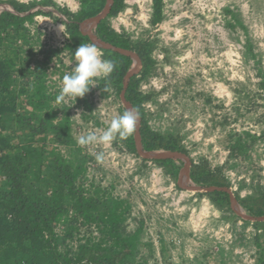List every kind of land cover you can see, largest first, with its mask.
I'll list each match as a JSON object with an SVG mask.
<instances>
[{
  "label": "rangeland",
  "instance_id": "1",
  "mask_svg": "<svg viewBox=\"0 0 264 264\" xmlns=\"http://www.w3.org/2000/svg\"><path fill=\"white\" fill-rule=\"evenodd\" d=\"M7 1L13 0H0ZM50 1L66 10L79 3ZM163 3V19L156 24L153 0H123V8L105 19L135 52L147 46L149 57L140 58L132 81L146 98L142 116L147 127L188 156L191 179L194 175L223 184L246 215L264 212V0ZM88 31L97 35L95 26ZM35 40L26 36L25 42ZM69 46L71 36L64 46L43 51V60L28 50L23 68L31 74L42 62L51 121L55 126L69 122L72 153L79 148L85 158L83 184L101 186L131 205L129 231L143 232L139 258L148 264H264V222L241 218L227 193L192 191L184 161L146 160L130 151L119 135L110 145L77 143L81 135L106 129L126 108L114 85L104 91L103 78L83 98L57 100L63 76L76 63ZM53 58L62 69L48 73ZM132 134L134 139L135 130ZM53 139H48L52 149L73 157L68 146ZM85 236L99 239L95 228L81 226L68 244L75 248Z\"/></svg>",
  "mask_w": 264,
  "mask_h": 264
},
{
  "label": "trees",
  "instance_id": "2",
  "mask_svg": "<svg viewBox=\"0 0 264 264\" xmlns=\"http://www.w3.org/2000/svg\"><path fill=\"white\" fill-rule=\"evenodd\" d=\"M6 3L18 14L27 13L38 5L14 0ZM80 3L81 10L77 14L61 9L68 20L65 24L71 36L72 46L69 47L72 51L81 43H90L89 37L80 31V25L102 11L107 0H80ZM163 4V0H153L154 24L163 19ZM122 8L123 0H117L110 16ZM33 16L10 12L0 15V46H6L0 53V264H148L139 258L142 229L128 230L131 205L101 186L91 183L86 187L81 181L85 173V158L79 148L72 153L74 141L69 135V122L55 126L51 121L54 116L51 98L44 86L42 67L38 66L34 73L35 111L28 113L18 105L19 97L26 94V89L22 88L20 96L16 95L12 90L13 76L17 67L25 76L23 66L26 59L23 58L25 52L16 47L14 39L26 37L24 24ZM9 30H14L16 36L4 44ZM96 33L103 42L133 50L129 41L115 33L105 20L98 25ZM136 52L142 59L149 57L145 45H140ZM104 53L114 62L115 68L100 82L104 87L114 85L118 92H122L126 73L133 61L113 51ZM17 60L20 64H15ZM133 78L126 91V99L142 119L141 139L145 149L154 151L162 147L175 151L176 148L168 147L161 136L147 127L142 116V103L146 98L136 92ZM51 136L54 142L68 146L73 157L69 159L52 149L48 140ZM132 136L124 139L129 150L137 154ZM159 162L171 164L173 161ZM192 179L198 185L226 187L203 177L192 175ZM213 194L227 196L222 192ZM253 215L264 216V212ZM60 225L64 230L59 233ZM81 226L95 228L99 239L85 236L77 239L75 248L70 247L68 240L75 238Z\"/></svg>",
  "mask_w": 264,
  "mask_h": 264
},
{
  "label": "clouds",
  "instance_id": "3",
  "mask_svg": "<svg viewBox=\"0 0 264 264\" xmlns=\"http://www.w3.org/2000/svg\"><path fill=\"white\" fill-rule=\"evenodd\" d=\"M75 66L71 73L62 78V87L57 97L58 101L64 100L65 96L73 99L83 98L96 85L98 78H107L114 71V62L103 58L101 50L93 43H81L74 52ZM110 89L105 87L104 91ZM139 120L138 111L129 108L122 115H117L108 124L106 129L89 132L81 135L77 143L80 146L91 144L110 145L119 135L121 138L130 136ZM98 161L103 159V154H97Z\"/></svg>",
  "mask_w": 264,
  "mask_h": 264
},
{
  "label": "water",
  "instance_id": "4",
  "mask_svg": "<svg viewBox=\"0 0 264 264\" xmlns=\"http://www.w3.org/2000/svg\"><path fill=\"white\" fill-rule=\"evenodd\" d=\"M116 1L117 0H107V4H106L105 8L102 11H100L96 16L88 19L83 24L84 30L82 31V34L84 36L89 37L91 42L93 44H95L99 49H101L103 51H113V52L119 53V54L133 60L134 65L126 73V76H125V79L123 82V89L121 92V99H122V102H123V104L127 110L129 108H134L132 103L126 99V91L128 89V86H129L131 79L133 77L137 76L139 73L140 62H141L140 56L134 50L124 49V48L113 46L112 44L105 43V42L101 41L96 34H92L88 31H86V28H88L90 25L97 27L103 20L108 18L115 8ZM141 125H142V119L139 115V120H138L137 126L135 128V136H134L135 149H136V152L139 156H141L142 158L149 160V161H180V160L184 161L186 171H187V175H188V183L190 184V189L192 191H198V192L205 191V192H211V193L212 192L227 193L230 196L232 207L236 210L237 214L241 218H243L246 221H250V222H264V216L255 217V216L246 215L242 209L238 208V206L235 203V198L233 197V194L229 188L218 187V186H210V187L202 188V187L196 185L194 183V181L191 179V177L189 176L190 162H189V158L186 154H184L182 152H178L176 150L175 151H168V150L167 151H147L144 147L143 140L141 139V136H142ZM236 208H238V210Z\"/></svg>",
  "mask_w": 264,
  "mask_h": 264
},
{
  "label": "crops",
  "instance_id": "5",
  "mask_svg": "<svg viewBox=\"0 0 264 264\" xmlns=\"http://www.w3.org/2000/svg\"><path fill=\"white\" fill-rule=\"evenodd\" d=\"M47 2H48V4H47ZM49 2H50V0H41V1L40 0H36V1L31 0V2H27L26 5H28L29 3H37L38 5L36 7H34L33 9H31L29 12L24 13V14H18L13 9V7H11L10 5H8L6 2H0V15L3 12H10V13H13L15 15H20V16H27V15L33 14L34 15L33 18L30 21L25 22V24H24V29L26 31V36H27V38H29V35H30L29 29L35 24L36 19L46 18V19H49L50 21H54L55 23H57V22L58 23L59 22L60 23H63L64 21L67 22L68 20H67V17L61 11V9H63L64 11L69 12L70 14H77L81 10L80 0L78 1L79 3H76L75 2L76 3L75 4L76 5L75 6L76 8H74L73 11L70 8H68L67 10H66V8H63V7L61 8L60 6H58L56 3L52 2V1H51L52 3H50V4H49ZM22 4H24V3H22ZM85 22H83L80 25V31L81 32L84 30L83 24ZM92 28H94V26L93 25H90L88 28H86V31H88V29H90V31H91ZM8 32H9L8 33L9 35L6 36V34H5L4 44H6V42L8 40H13V37H14V35L16 33L14 30H9ZM90 33H92V31ZM17 39H21L23 41V44H24L23 46H18L17 43H15V45L19 49H22V51L25 52V55H27L28 50H31V52L33 50V52H34V48L36 50H40L41 49L40 48L41 45L38 42V40H35L33 43L26 44V42H25L26 41V37L25 38L24 37L22 38V37H18L17 36V37H15L14 42H16ZM3 48H6V46L5 45L0 46V49H3ZM36 55L34 54V56H36ZM11 56L12 57L14 56V52L11 53ZM37 60H40V59L37 58ZM16 63L20 64L19 60H17L15 62V64ZM40 64L42 65V62ZM40 64L39 63L37 64L36 70H37V68H38V66ZM36 70H33V72H31V74H28V72H25V76H23V75L20 74L22 72L17 67V69L15 71V74L13 76L14 83H13V86H12V90L14 91V93L16 95L18 94L20 96L19 90H21L22 88L26 89V94L19 97L18 105L19 104L22 105L23 106L22 110H24V111H26L28 113H31V112L35 111V102H36V97H35V94H36L35 91H36V89H35V86H36V77L34 76V73H35ZM26 75H29V76L26 77ZM28 88H30V90ZM27 90H29V91L27 92ZM128 230H129V228H128ZM135 231L136 230H130V232H135ZM142 234H143V232L141 233V241H143ZM180 264H183V263H180ZM203 264H211V263L210 262H205ZM223 264H226V263H223Z\"/></svg>",
  "mask_w": 264,
  "mask_h": 264
},
{
  "label": "built area",
  "instance_id": "6",
  "mask_svg": "<svg viewBox=\"0 0 264 264\" xmlns=\"http://www.w3.org/2000/svg\"><path fill=\"white\" fill-rule=\"evenodd\" d=\"M69 8L73 11L74 8L69 6ZM76 8V7H75ZM66 22L64 21L63 23H55L54 21H50L49 19L46 18H39L36 19L35 24L29 29L30 35L29 38H35L36 40H38V42L40 43V50H36L34 48V52L32 50V52L41 60H43V58L45 59V55L41 54L43 51L45 50H49L52 47L56 48L59 46H64L65 42L67 41V39L70 38V35L68 33H66L67 31V26L65 24ZM58 29H61L60 31H58ZM18 46H23V41L21 39H17L16 41ZM0 52H2V49H0ZM28 53V52H27ZM52 68L48 71V73H50L51 71H53L54 69H62L61 65L58 62L57 58H53L52 59V64L50 65ZM57 78H59V76L56 74V76H54V80H56ZM63 229V227L61 228V226H58L57 232H61Z\"/></svg>",
  "mask_w": 264,
  "mask_h": 264
},
{
  "label": "bare ground",
  "instance_id": "7",
  "mask_svg": "<svg viewBox=\"0 0 264 264\" xmlns=\"http://www.w3.org/2000/svg\"><path fill=\"white\" fill-rule=\"evenodd\" d=\"M58 2H61V3H63V2H65V3H68L69 5H72L73 3V1H71V0H57ZM120 21H123V19H121V18H119L118 20H117V23L119 22V23H121ZM61 29H58V31H60Z\"/></svg>",
  "mask_w": 264,
  "mask_h": 264
},
{
  "label": "flooded vegetation",
  "instance_id": "8",
  "mask_svg": "<svg viewBox=\"0 0 264 264\" xmlns=\"http://www.w3.org/2000/svg\"><path fill=\"white\" fill-rule=\"evenodd\" d=\"M132 60V59H131ZM133 61V60H132Z\"/></svg>",
  "mask_w": 264,
  "mask_h": 264
}]
</instances>
